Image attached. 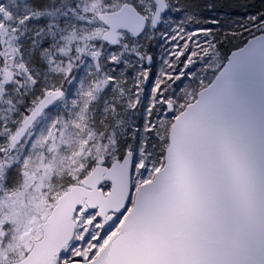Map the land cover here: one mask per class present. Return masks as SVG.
<instances>
[{
  "label": "snow or ice",
  "instance_id": "snow-or-ice-1",
  "mask_svg": "<svg viewBox=\"0 0 264 264\" xmlns=\"http://www.w3.org/2000/svg\"><path fill=\"white\" fill-rule=\"evenodd\" d=\"M0 264H264V0H0Z\"/></svg>",
  "mask_w": 264,
  "mask_h": 264
}]
</instances>
